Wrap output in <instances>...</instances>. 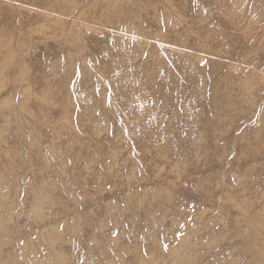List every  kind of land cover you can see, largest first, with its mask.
Here are the masks:
<instances>
[{"label": "rangeland", "instance_id": "obj_1", "mask_svg": "<svg viewBox=\"0 0 264 264\" xmlns=\"http://www.w3.org/2000/svg\"><path fill=\"white\" fill-rule=\"evenodd\" d=\"M0 264H264V0H0Z\"/></svg>", "mask_w": 264, "mask_h": 264}, {"label": "bare ground", "instance_id": "obj_2", "mask_svg": "<svg viewBox=\"0 0 264 264\" xmlns=\"http://www.w3.org/2000/svg\"><path fill=\"white\" fill-rule=\"evenodd\" d=\"M151 66V65H150ZM152 67V66H151ZM157 68V67H156ZM135 69H136V67H135ZM147 69H148V67H147ZM137 70V69H136ZM135 70V71H136ZM125 71L127 72V73H129V71H128V69H125ZM152 71H153V69H152ZM133 72V71H132ZM134 73V72H133ZM148 73H149V71H148ZM139 74V73H138ZM151 74V73H150ZM132 75V73L130 74V77H132L131 76ZM118 76H121V74L120 75H118V74H113V77H114V80H116V79H119L120 77H118ZM146 76V75H145ZM129 76H128V78H123V77H121L122 78V80L120 81V82H118V83H120L121 84V82H122V90L124 91L123 93H125V92H128V91H131V94H132V97H135L137 94V92H135L132 88H133V85L135 84V82H134V80H135V78L133 79V78H130ZM152 77V76H151ZM148 78H150V77H148ZM151 79V78H150ZM149 80V79H148ZM116 81H118V80H116ZM198 81V80H197ZM196 83V82H195ZM119 84V85H120ZM118 86V85H117ZM120 87H121V85H120ZM118 88V87H117ZM150 90V89H149ZM139 92H140V90H138ZM55 94V93H54ZM151 94V93H150ZM198 96V95H197ZM137 99L135 98L134 100H133V102H135ZM129 102H130V104H133V102H132V100L131 99H129ZM137 102V101H136ZM196 102V101H195ZM87 110V109H86ZM88 115V114H87ZM152 116V115H151ZM199 117V116H198ZM153 121V120H152ZM153 124V123H152ZM155 124V123H154ZM196 125V124H195ZM155 126V125H154ZM61 127V126H60ZM145 128V127H144ZM152 128V127H151ZM151 130V129H150ZM95 131V130H94ZM152 132V131H151ZM155 132V131H154ZM65 134V133H64ZM150 134V133H149ZM156 134V133H155ZM94 135V134H93ZM99 136V135H98ZM155 136V135H154ZM157 136V135H156ZM82 145V144H81ZM163 145V144H162ZM80 147V146H79ZM72 148V147H71ZM163 148V147H162ZM167 148V147H166ZM170 148V147H169ZM103 149V148H102ZM101 149V150H102ZM165 149V148H164ZM168 149V148H167ZM163 150V149H162ZM173 150V149H172ZM79 151V150H78ZM165 153V152H164ZM168 153V152H167ZM77 157V156H76ZM88 157H89V155H88ZM88 157H86V158H88ZM80 159V158H79ZM14 163V162H13ZM116 168H117V166H116ZM115 172V171H114Z\"/></svg>", "mask_w": 264, "mask_h": 264}]
</instances>
